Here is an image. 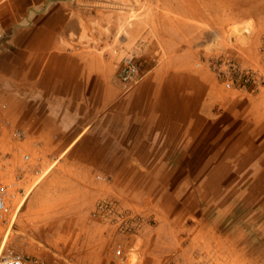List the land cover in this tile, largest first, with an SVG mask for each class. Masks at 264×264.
Returning a JSON list of instances; mask_svg holds the SVG:
<instances>
[{"label": "crops", "instance_id": "0c3cea01", "mask_svg": "<svg viewBox=\"0 0 264 264\" xmlns=\"http://www.w3.org/2000/svg\"><path fill=\"white\" fill-rule=\"evenodd\" d=\"M125 7V2L111 0H0L2 150L11 153L18 169L22 156L29 155L32 165L22 169V187L38 177L25 211L38 214L44 198L59 195L77 201L78 210H92L109 196L110 183L143 185L142 171H168L170 177L155 184L168 187L163 190L166 200L175 204L184 202L192 185L217 200L242 183L232 176L191 178L190 171L248 168L199 155L206 148L228 153L229 141H223L228 133L213 123L229 112L241 114L249 103L255 106L256 97L225 90L205 64L189 59L184 50L155 58L151 25L110 17ZM245 12V22H253L258 38L264 33V0H246ZM130 53L144 59L134 85L119 79L122 58ZM14 127L26 132L23 141L13 139ZM211 181L212 191L206 189ZM71 192L76 198H62ZM159 196L150 195L149 201H161ZM138 198L134 195L130 203L135 211L142 210ZM200 217L189 232L200 239L206 235V251H213L206 254L232 264L231 249L213 244L222 238L223 219L210 218L218 224L206 231ZM231 227L225 235L240 231ZM256 234L264 241V221ZM184 255L182 249L176 258Z\"/></svg>", "mask_w": 264, "mask_h": 264}, {"label": "rangeland", "instance_id": "374dc122", "mask_svg": "<svg viewBox=\"0 0 264 264\" xmlns=\"http://www.w3.org/2000/svg\"><path fill=\"white\" fill-rule=\"evenodd\" d=\"M111 1L126 3L124 10L110 13L111 18L126 19L127 23L140 20L149 27L151 25L156 36L155 58L168 59L184 50L189 59L205 64L227 91L239 89L225 88L221 78L209 66L212 59L234 57L241 67L257 73L259 81L254 89L240 90L256 97L255 106L249 103L240 109L241 114L229 112L213 123L228 133L223 139L229 141L228 153H216L214 148H206L207 152L199 155L207 161L239 162L247 164L248 168L190 171L191 178L202 176L212 180L232 176L242 183L217 200L211 192L199 194L198 186L192 185L188 187L190 190L183 198L184 202L175 204L166 200L168 194L163 190L168 187L155 184L169 172L142 171L139 178L145 182L143 185L110 183L109 196L97 202L92 210L88 207L78 210L77 201H63L59 195L57 199L44 198L39 207L42 212L36 214L25 211L38 180L36 177L26 188L20 184L22 191H13L16 197L12 199L13 225L6 236L8 246L45 264H186L188 261L183 263L184 259L189 257L192 261L189 264H227L226 260L217 258L220 256L210 255L213 251H206V235H201L200 239L189 232L188 228L197 227L200 222L197 216L200 215L205 220L206 231L217 223L209 221L210 218L223 219L219 227L222 238L217 240L218 245L213 244L227 251L231 249L232 264H264V241L256 234L264 221V33L260 38L254 37L253 22H245L246 0ZM230 3L234 5L230 7ZM130 54L144 62L140 55ZM201 149L205 150L204 147ZM20 163L22 168L32 165L25 163L23 156ZM173 173L176 176L177 172ZM206 189L215 190L212 181ZM156 194L160 195L161 201H149L150 195L155 197ZM134 195L140 197L137 203L142 210L131 208ZM72 197L76 198L72 192L62 195V198ZM102 201H107L109 207L100 209ZM175 205L179 209L173 208ZM173 213L175 217L170 216ZM185 214L189 217L181 218ZM230 227L240 231L225 235ZM5 230L0 220V238L5 236ZM118 249L122 252L119 257L116 256ZM182 249L185 255L176 258ZM29 264L35 263L30 261Z\"/></svg>", "mask_w": 264, "mask_h": 264}, {"label": "built area", "instance_id": "2783aa9c", "mask_svg": "<svg viewBox=\"0 0 264 264\" xmlns=\"http://www.w3.org/2000/svg\"><path fill=\"white\" fill-rule=\"evenodd\" d=\"M209 66L214 69L223 81L225 88L229 90H253L259 81V77L255 71L241 67L234 57H216L209 62ZM139 75L140 65L138 59L132 54L125 55L122 58L119 71L120 81L126 85H134L139 80ZM3 107L5 108V106ZM12 137L15 141H23L26 137V132L21 128L14 127L12 129ZM2 149V138L0 135V220L6 227L5 236L0 238V264H29L30 261H34L35 264H45L37 259L31 260L29 256L16 252L7 244L6 236L13 225L11 220L14 209L12 199L16 197L13 191H22L20 184L23 178V168L19 167L18 169L13 167L11 153L4 152ZM29 160V155H23L25 163H28ZM102 202L99 206L100 209L109 207L107 201ZM121 255L122 252L118 249L116 256L119 257Z\"/></svg>", "mask_w": 264, "mask_h": 264}]
</instances>
